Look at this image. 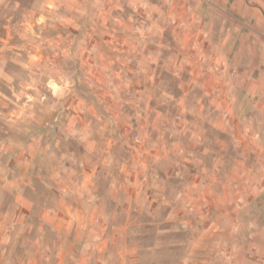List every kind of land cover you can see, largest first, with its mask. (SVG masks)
<instances>
[{
    "label": "crops",
    "instance_id": "1",
    "mask_svg": "<svg viewBox=\"0 0 264 264\" xmlns=\"http://www.w3.org/2000/svg\"><path fill=\"white\" fill-rule=\"evenodd\" d=\"M198 1L199 8L190 0H65L70 31H84L93 52L85 58L88 74L115 83L111 89L105 82L95 94L101 98L86 107L99 123L79 132L85 134V149L77 154L81 167L77 161L57 172L55 185H44L41 205L25 195L15 198V231H1L0 217V264H9V250L11 264H191L198 255H212L218 264H254L255 252L263 264L264 226L255 234L256 247L254 234L226 246L233 236L224 237L222 228L236 225L257 200L259 177L264 185V167L256 174L246 162L255 148L264 156V139L253 130L264 129V7L249 0ZM165 75L177 77L181 111H203L207 95H229L234 102L243 96L252 123H159L147 97ZM227 81L232 88L224 87ZM195 84L202 98L192 105ZM111 90L134 96L130 103L118 94L112 118L121 123H106L100 114L99 107L114 99ZM127 108L137 113L136 122L126 118ZM257 113L263 123H254ZM136 135L145 142H136ZM241 145L244 151L229 154L234 162L227 165L226 146L239 151ZM209 236L213 250L205 243Z\"/></svg>",
    "mask_w": 264,
    "mask_h": 264
},
{
    "label": "rangeland",
    "instance_id": "2",
    "mask_svg": "<svg viewBox=\"0 0 264 264\" xmlns=\"http://www.w3.org/2000/svg\"><path fill=\"white\" fill-rule=\"evenodd\" d=\"M249 1L254 6L264 7V0ZM64 4L65 0H0V217L4 222L1 231L5 233L15 231L10 226L15 198L19 200L25 195L41 205L44 185L54 186L57 172L64 174L77 164V154L85 149V134L81 137L79 132L84 131L87 123H99L96 118L92 119V113L86 107L101 98L95 95L98 89L104 85H111L112 89V83H115L112 79L109 83L95 80L88 74L85 58L93 54L92 49L86 47L84 31H70L74 25L66 16ZM190 7L199 8V1L190 0ZM162 83L161 88L157 87L156 92L147 97L154 106L150 115H159V123H252L254 119L247 105L249 100L243 96L234 102L235 97L229 95H207L203 97L206 102L203 111H181L176 101L180 95L177 77L165 75ZM225 86L233 87L230 81ZM193 87L188 98L192 105L202 98V89L196 84ZM111 94H114L113 101L108 102L107 107H99L103 111L100 114L107 118L106 123H121L112 118L118 94L130 103H134V96L129 91L111 90ZM140 99L142 104L146 102L145 98ZM76 114L77 118H73ZM124 114L132 123L136 122L137 113L133 108H127ZM256 116L254 123H263L262 114ZM253 130L256 136L264 139V129ZM209 136L215 137L213 130L209 131ZM223 136L229 141L228 133ZM239 148L234 151L226 146L227 165L234 162L229 161V154L234 157L244 151L242 145ZM254 150L247 154L246 162L254 164L257 174L264 167V156L261 158L260 150ZM77 166L81 167L79 161ZM173 173L179 175L180 170L175 167ZM257 184L258 198L250 208L242 210L240 221L236 225H223V236H233V240L225 244L228 247L235 242H247L245 237L252 238V234L254 247L260 244L255 236L264 226V185L260 177ZM16 193L21 196H15ZM30 214L31 219L36 218V209ZM256 216L258 219L254 218ZM36 230L34 228L29 235H35ZM211 237L205 243L213 250L214 239ZM87 242L84 239L80 243L83 246ZM70 243L76 242L71 239ZM28 248L24 250L27 252ZM8 253L7 263L11 264L13 257ZM39 257L41 259V250ZM203 257L193 256L191 264L219 263L212 255ZM258 260L261 261V257L255 252L252 262L257 264ZM92 263L94 261L90 260Z\"/></svg>",
    "mask_w": 264,
    "mask_h": 264
},
{
    "label": "built area",
    "instance_id": "3",
    "mask_svg": "<svg viewBox=\"0 0 264 264\" xmlns=\"http://www.w3.org/2000/svg\"><path fill=\"white\" fill-rule=\"evenodd\" d=\"M135 141L138 142V143H143V142H145V139L143 137H141L140 135H136L135 136ZM156 145L157 144L154 143V146H156ZM97 220H98V222H100V219H97Z\"/></svg>",
    "mask_w": 264,
    "mask_h": 264
}]
</instances>
